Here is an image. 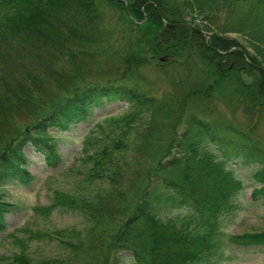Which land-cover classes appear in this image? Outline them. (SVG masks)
Returning <instances> with one entry per match:
<instances>
[{"label":"trees","instance_id":"obj_1","mask_svg":"<svg viewBox=\"0 0 264 264\" xmlns=\"http://www.w3.org/2000/svg\"><path fill=\"white\" fill-rule=\"evenodd\" d=\"M102 1L0 0V233L14 209L1 189L8 184L27 188L35 180L24 148L33 146L47 166L56 168L61 158L50 129L66 133L105 105L125 102L128 110L120 121L125 127L141 115L150 119L151 129L159 121L163 127L176 114L177 121L169 124L171 136L160 153L147 155L140 173L133 172L136 178L127 190L119 183L121 169L111 163L114 152L125 149L123 144L117 141L85 158L93 169L88 178L107 179L111 187L80 205L56 195L50 206L38 210L49 215L59 206H77L87 222L77 240L65 241V258L44 264H73L77 256L88 264H216L231 258L226 255L230 245L264 249V231L234 236L222 231L224 219L238 211L236 199L244 189L232 165H257L250 198L264 206V150L231 123L187 112L195 98L209 94L211 79L229 78L264 115V0H181L179 6L166 0H105L140 25L156 50L182 43L204 62L206 75L200 85L185 90L184 81L175 79L177 113L167 100L122 83L123 71L116 81L72 82L81 69L76 57L93 55V49L103 46ZM187 10L202 16L204 31L210 34L206 41L198 26H178L187 24L182 15ZM223 33L240 35L254 53L249 55ZM133 58L128 54L122 60L128 65ZM62 61L73 68L69 78ZM242 74L251 79L249 84ZM103 122L96 124L100 131L116 124L113 117ZM94 144L98 147L90 140L89 145ZM170 211L182 213L179 227L163 220ZM6 259L35 264L24 251Z\"/></svg>","mask_w":264,"mask_h":264},{"label":"rangeland","instance_id":"obj_2","mask_svg":"<svg viewBox=\"0 0 264 264\" xmlns=\"http://www.w3.org/2000/svg\"><path fill=\"white\" fill-rule=\"evenodd\" d=\"M166 1L177 6L181 2ZM99 10L103 15L100 22L103 31L99 35L103 46L99 45V51L93 49L95 51L93 55L82 54L78 56L80 59L76 57V65L81 69L72 82L81 85L94 81H116L122 78L123 71L125 76L121 80L122 83L136 87L138 91L148 96L167 100L171 109L177 113L175 79H182L185 82L181 84L185 90L200 85L206 75L204 62L194 52L191 54V49L182 43L176 46L173 43V47L168 51L164 48L163 51L156 50L145 30L133 23L120 7L104 0ZM182 15L185 23L198 26L201 29L199 31L207 34L203 27L205 22H202L200 14L187 10ZM221 35L240 43L249 55L254 53L240 35L226 33ZM206 39L208 36L204 37L205 41ZM128 54L134 55L132 64H128L130 68L122 60L123 55ZM61 63L63 72L68 77L73 70L71 64L69 61ZM241 79L246 84L251 81L243 74ZM209 82L213 85L209 94L206 97L195 98L193 106L187 112L207 121L223 120L231 123L264 150V115H261L258 108L252 106L248 97L233 85L232 79L217 78ZM42 103L38 100L36 105L40 106ZM127 110L128 105L125 102H117L96 110L90 120L72 127L66 133L50 129L48 133L61 158L56 168L47 166L43 156L33 146L27 145L24 148L27 169L35 180L27 188L8 184L1 189L4 201L13 204L14 209L5 217L6 231L0 233V264H11V260L6 258L9 259L22 251L35 264H44L67 256L65 241L77 240L78 233L87 225L77 206L76 208L70 205L59 206L49 215H43L38 210L50 206L56 195L75 200L80 205L83 201L94 200L97 194L110 189V182L107 179L88 178L93 174V169L91 163L85 161L87 156L117 141L123 144L125 149L114 152L111 163L113 161L112 164L121 169V182L118 181L121 188L127 190L128 184H134L136 177L133 172L138 170L140 173L142 166L146 167L147 155L157 154L165 148L173 129L170 125L177 121L176 114L163 127L159 121L155 128L151 129L150 119L143 120L142 115L125 127L120 121ZM111 117L115 118L116 124L100 131L96 124L105 125L103 121ZM179 127L180 125H177V128ZM90 140L96 142L98 147L96 144L89 145ZM136 150L139 153L136 154ZM232 169L243 183L244 189L236 199L238 211L233 218L224 219L222 231L227 236L263 232L264 206L250 198L251 191L256 186L251 180V175L258 167L232 165ZM131 196L127 197L128 202ZM181 216L180 212L170 211L163 216V220H173L179 227L182 223ZM226 251V255L231 258L223 257L216 264H264L263 248L244 249L230 245ZM78 257L73 264H88L85 258L82 261V256Z\"/></svg>","mask_w":264,"mask_h":264},{"label":"water","instance_id":"obj_3","mask_svg":"<svg viewBox=\"0 0 264 264\" xmlns=\"http://www.w3.org/2000/svg\"><path fill=\"white\" fill-rule=\"evenodd\" d=\"M168 26H171V25H168ZM178 26H181V27H192V26H190V25H186V24H182V25H178ZM193 28V27H192ZM207 36H210V34H207Z\"/></svg>","mask_w":264,"mask_h":264}]
</instances>
